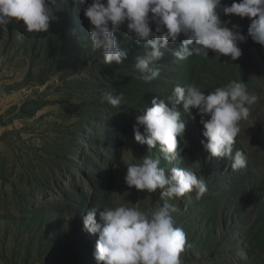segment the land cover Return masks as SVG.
Wrapping results in <instances>:
<instances>
[{
  "label": "rangeland",
  "instance_id": "1",
  "mask_svg": "<svg viewBox=\"0 0 264 264\" xmlns=\"http://www.w3.org/2000/svg\"><path fill=\"white\" fill-rule=\"evenodd\" d=\"M89 3L56 0L57 20L47 32H29L15 20L0 29V264H98V234L83 226L87 211L96 208L99 222L105 208L149 212L156 202L176 209L175 226L187 238L182 264H264V46L248 37L235 61L218 60L211 50L208 58L180 61L166 50L159 77L146 83L135 68L144 49L126 28L116 33L129 50L121 64H105L102 51H93L82 11ZM220 19L247 36L250 19L223 13ZM233 80L258 96L233 145L246 167L233 170L231 160L210 157L199 116L190 120L182 104L185 133L174 160L135 141L136 117L153 98L166 99L177 85L207 93ZM107 91L123 93L120 107L101 102ZM145 155L166 172L192 170L207 191L199 199L194 191L170 199L164 189L129 188L127 166Z\"/></svg>",
  "mask_w": 264,
  "mask_h": 264
},
{
  "label": "clouds",
  "instance_id": "2",
  "mask_svg": "<svg viewBox=\"0 0 264 264\" xmlns=\"http://www.w3.org/2000/svg\"><path fill=\"white\" fill-rule=\"evenodd\" d=\"M55 2L0 0V29L15 20L29 32H47L57 20L52 7ZM82 2L71 0L77 6ZM82 11L91 25L88 31L92 49L102 51L105 64H121L128 58L129 50L120 47L116 35L126 28V36L144 49L143 55L135 57V68L146 83L159 77L157 63L166 50L180 61L193 55L208 58L209 50L218 60L223 55L235 61L242 55L239 43L248 37L264 46V0H233L230 6L223 5L222 0H91ZM221 13L250 19L247 36L239 25L229 28L222 22ZM177 41L179 47L169 46ZM123 99V93L114 95L111 91L101 96V102L113 107H120ZM257 100L245 83L235 80L207 93L196 85H177L166 99L153 98L151 106L136 117L134 139L158 148L164 160H174L178 137L185 133L179 110L182 104L190 120L199 116L206 138L201 143L210 157L227 158L232 161L231 168L239 170L246 167L247 159L241 150L233 153V145L240 132L239 122L248 118L249 108ZM124 181L129 188L149 193L164 189L162 194L170 199L193 191L199 199L207 191L205 180L192 170L172 167L166 172L159 159L147 155L140 163L127 166ZM175 210L167 202H156L149 212L125 206L105 208L99 213V222L96 208L88 210L83 226L89 233L98 234L94 258L98 264H182L180 254L187 238L183 229L175 226Z\"/></svg>",
  "mask_w": 264,
  "mask_h": 264
}]
</instances>
